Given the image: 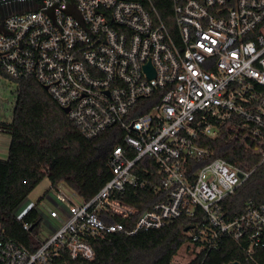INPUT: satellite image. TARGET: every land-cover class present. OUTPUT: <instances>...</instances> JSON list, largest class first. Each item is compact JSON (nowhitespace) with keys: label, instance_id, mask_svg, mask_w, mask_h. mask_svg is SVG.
Returning a JSON list of instances; mask_svg holds the SVG:
<instances>
[{"label":"built area","instance_id":"2783aa9c","mask_svg":"<svg viewBox=\"0 0 264 264\" xmlns=\"http://www.w3.org/2000/svg\"><path fill=\"white\" fill-rule=\"evenodd\" d=\"M172 2L171 28L153 0H42L0 13L4 75L37 79L88 139L124 132L108 160L112 177L94 197L76 202L60 185L52 189L56 202L41 213L35 250L0 227V264H90L95 241L199 211L203 222L185 232L191 251L217 249L223 235L252 260L264 248V204L248 201L233 217L222 204L264 163V0ZM206 138L260 160L251 170L211 160ZM127 188L165 200L142 213L119 197ZM114 218L137 219L127 229Z\"/></svg>","mask_w":264,"mask_h":264},{"label":"trees","instance_id":"16d2710c","mask_svg":"<svg viewBox=\"0 0 264 264\" xmlns=\"http://www.w3.org/2000/svg\"><path fill=\"white\" fill-rule=\"evenodd\" d=\"M153 3L171 28L174 23L172 0H153ZM0 74L8 78L1 71ZM8 79L17 85L12 121L0 122L1 131L11 136L9 157L0 160V227L8 239L35 250L38 244L32 235L38 233L43 219L36 207L19 218V207L44 179L51 184L48 192L65 183L83 200L94 197L112 177L108 160L112 149L122 144L124 132L120 127H113L88 139L37 79ZM153 103L155 101L150 100V105ZM141 112L143 109L137 108L133 115ZM202 143L211 149V160L220 158L245 170L255 168L260 160L225 138H206ZM145 176L150 178L151 174ZM119 197L142 213L165 200L163 192L156 194L132 188H127ZM248 201L264 204V163L222 204L233 217L243 211ZM135 220L114 218L111 221L131 229ZM203 220L204 215L199 211L194 217L183 216L160 228L143 229L135 235L114 234L106 241H95V259L90 264H177L175 257L191 241L185 230ZM25 223L33 227L31 232L24 229ZM232 262L264 264V248H258L252 260L230 236L223 235L217 249L196 253L187 264ZM67 264H82V261Z\"/></svg>","mask_w":264,"mask_h":264},{"label":"rangeland","instance_id":"374dc122","mask_svg":"<svg viewBox=\"0 0 264 264\" xmlns=\"http://www.w3.org/2000/svg\"><path fill=\"white\" fill-rule=\"evenodd\" d=\"M25 9H34L36 7L29 6L24 7ZM23 8V9H24ZM16 100V88L15 84L8 78H5L0 74V120L5 123H10L13 117V109ZM60 186L70 195H73L76 202L82 201L81 198L74 190H72L67 184L61 183ZM49 180L44 179L40 185L29 195L27 200L19 207L17 211V217L21 218L29 208L31 202L38 203L39 199L43 197V199L38 203V208L43 212V210H48L52 207L56 202L53 197V190L46 193L49 190ZM75 194V195H74ZM41 229H44V223L42 221L41 227L39 228V232ZM192 250V247L190 248ZM190 250L187 249V244H185L178 256L175 257L174 262L177 264H187L190 262L192 254Z\"/></svg>","mask_w":264,"mask_h":264},{"label":"water","instance_id":"95a60500","mask_svg":"<svg viewBox=\"0 0 264 264\" xmlns=\"http://www.w3.org/2000/svg\"><path fill=\"white\" fill-rule=\"evenodd\" d=\"M22 0H0V13L2 14L3 17H6L12 12H19L23 10L21 4ZM74 15L77 18H80L78 14L74 13ZM149 66V65H148ZM47 90V87H45ZM65 113H69V108L63 109ZM189 229H186L185 232H188ZM229 264H240L239 262H232Z\"/></svg>","mask_w":264,"mask_h":264},{"label":"crops","instance_id":"0c3cea01","mask_svg":"<svg viewBox=\"0 0 264 264\" xmlns=\"http://www.w3.org/2000/svg\"><path fill=\"white\" fill-rule=\"evenodd\" d=\"M0 122H2L0 120ZM10 144H11V136L8 133L2 132L0 131V160H7L9 157V148H10ZM49 186L51 188V184L49 182ZM49 188V190H50ZM47 190L46 193L49 191ZM29 197V196H28ZM43 199V197H41L38 201V203H40V201ZM27 200V199H26ZM38 203H34L31 202L30 206H28L29 208L26 210L28 211L30 208L32 207H36L38 209V211L40 212V214L42 213L41 210L38 208ZM42 217V216H41ZM44 234H48V233H44Z\"/></svg>","mask_w":264,"mask_h":264},{"label":"flooded vegetation","instance_id":"af4514ba","mask_svg":"<svg viewBox=\"0 0 264 264\" xmlns=\"http://www.w3.org/2000/svg\"><path fill=\"white\" fill-rule=\"evenodd\" d=\"M42 0H26L24 2H22L20 5L23 7V6H26V7H31V6H34V7H37L40 3H41Z\"/></svg>","mask_w":264,"mask_h":264}]
</instances>
